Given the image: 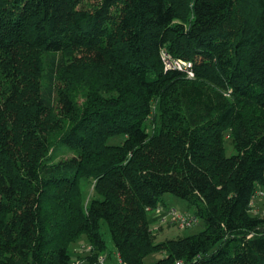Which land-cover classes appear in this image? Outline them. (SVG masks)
Instances as JSON below:
<instances>
[{"label": "trees", "instance_id": "trees-1", "mask_svg": "<svg viewBox=\"0 0 264 264\" xmlns=\"http://www.w3.org/2000/svg\"><path fill=\"white\" fill-rule=\"evenodd\" d=\"M259 188L264 0H0V264L93 262L102 223L123 264H264ZM166 194L198 234L155 243Z\"/></svg>", "mask_w": 264, "mask_h": 264}, {"label": "rangeland", "instance_id": "rangeland-1", "mask_svg": "<svg viewBox=\"0 0 264 264\" xmlns=\"http://www.w3.org/2000/svg\"><path fill=\"white\" fill-rule=\"evenodd\" d=\"M227 141H228L227 144H229L230 140ZM120 142H121V138H115L109 141L110 144H118ZM227 144H225L227 147V155H230L233 152V149L229 148ZM92 189H93V183H89L87 181L81 182V191L85 202H87L89 199H91L94 196ZM259 190L262 189L259 188ZM262 192H263L262 196L258 197L254 201L255 206L252 210L253 215L264 214V189L262 190ZM163 201L166 204V208H169L171 213H174L172 211H176L175 213H177V215L182 214L186 217L194 216L193 209L190 208L185 201L173 195L170 194L164 195ZM155 215L156 214L154 211H150L148 213V217L150 219L155 218ZM156 217L158 219L159 216ZM177 217L178 216H176V218L172 222H165L163 224H160L159 220H156L151 224L150 228L152 230L156 227V230L153 231L155 235V243L192 236L198 234L202 230L201 221L196 220V222H193L191 225L184 226L181 224V222L177 221ZM100 231L103 235V238L107 246L106 253L100 254V256H102L105 259L104 264H120L118 262L114 247L112 245L111 234L106 223L101 224ZM86 246H90V245L86 244L84 239H81L78 243L72 246L73 249L72 257L74 261L73 264H97V259L93 262L89 260L90 253H88L83 249ZM163 256L164 254H159V253L149 255L144 259V264H153Z\"/></svg>", "mask_w": 264, "mask_h": 264}, {"label": "built area", "instance_id": "built-area-1", "mask_svg": "<svg viewBox=\"0 0 264 264\" xmlns=\"http://www.w3.org/2000/svg\"><path fill=\"white\" fill-rule=\"evenodd\" d=\"M162 60H163V63H164V66H165V70H179V71H186L187 74L191 77L192 76V73L190 72V69H191V64L190 63H187V62H184V61H181V60H176L174 61L167 53H162ZM262 193L263 192H258L257 193V196H262ZM157 212V215L159 216V223L160 224H163L165 222H172L176 216L177 217V221L181 222L182 225H190L191 224V221L187 220L186 218L182 217L181 215H177V213H175L176 211H172L174 213H171L170 210L166 212V214H164L162 212V209L161 208H158L156 210ZM169 217L171 218L170 221H169ZM85 251H87L88 253L92 252V247L91 246H86L83 248ZM105 262V259L102 257V256H98L97 257V264H104ZM119 263L120 264H123L121 263V261L119 260Z\"/></svg>", "mask_w": 264, "mask_h": 264}]
</instances>
